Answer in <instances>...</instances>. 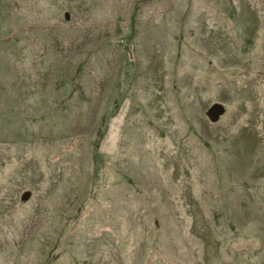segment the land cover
Listing matches in <instances>:
<instances>
[{
    "label": "rangeland",
    "instance_id": "1",
    "mask_svg": "<svg viewBox=\"0 0 264 264\" xmlns=\"http://www.w3.org/2000/svg\"><path fill=\"white\" fill-rule=\"evenodd\" d=\"M0 264H264V0H0Z\"/></svg>",
    "mask_w": 264,
    "mask_h": 264
}]
</instances>
